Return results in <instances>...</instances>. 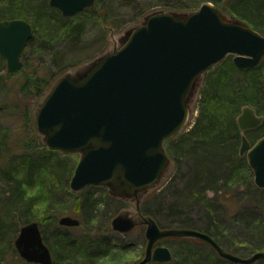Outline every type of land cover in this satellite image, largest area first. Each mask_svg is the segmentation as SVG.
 I'll return each instance as SVG.
<instances>
[{
  "label": "water",
  "instance_id": "water-1",
  "mask_svg": "<svg viewBox=\"0 0 264 264\" xmlns=\"http://www.w3.org/2000/svg\"><path fill=\"white\" fill-rule=\"evenodd\" d=\"M63 17L92 7L95 0H47ZM33 35L24 19L0 20V56L8 74L22 67V54ZM238 69L255 67L264 56V36L237 21H226L209 3L180 17L161 11L134 27L124 44L102 57L76 80L57 79L33 113L38 132L45 133L49 150L80 152L69 188L110 185L128 196L154 185L168 162L164 141L184 125L185 105L194 79L226 55ZM262 117L244 107L237 116L240 132L258 127ZM239 155L245 156L253 184L264 189V135L254 144L241 135ZM58 224L77 227L79 220L62 216ZM115 232L134 228L130 218L116 216ZM188 237L208 244L231 264L264 261V251L243 258L224 251L209 235L191 229L160 230L150 222L147 244L138 264L167 263L171 251L156 242ZM18 257L29 264H52L49 248L37 222L18 230L13 241Z\"/></svg>",
  "mask_w": 264,
  "mask_h": 264
},
{
  "label": "trees",
  "instance_id": "trees-1",
  "mask_svg": "<svg viewBox=\"0 0 264 264\" xmlns=\"http://www.w3.org/2000/svg\"><path fill=\"white\" fill-rule=\"evenodd\" d=\"M175 1L179 3L178 6L164 4V7L190 11L199 6V2L189 5L183 4V0ZM206 1L218 8L222 2L225 5L229 3L226 10L238 21L264 35V0ZM107 3L109 0H95L94 6L72 17H63L57 9L48 5L47 0H0V20L24 19L33 29V35L22 54L21 69L14 74H4L5 80L24 77L17 91L18 101L22 97L42 100L62 71L91 60L103 51L106 32L102 26L116 25V16L106 7ZM127 6H133V3L127 2L122 7ZM150 12V9H144L129 21H136ZM89 26L96 33L90 41H85L91 44L84 46L83 39ZM42 29L51 33L52 37L41 40ZM64 42L69 51L66 57L56 53L57 45ZM43 51L53 54V63L44 64L42 58H39V53ZM0 59L3 60L1 56ZM53 64L58 69H54ZM216 68L209 70L212 74L206 76L201 87L197 115L191 127L176 138L165 140V150L177 165L186 164L187 170L183 174V177H187L184 184L185 200L195 201L200 219L204 221V225L198 228L192 225V220L186 218L177 227L203 232L224 251L243 257L264 249L261 246L264 245V189L254 186L253 174L247 166L246 158L239 155L241 134L235 118L244 107L253 108L262 117V122L244 134L248 140L264 135V57L255 67L244 69L236 68L231 58L227 57ZM2 80L1 77L0 88L4 87ZM32 108L31 104L21 106L13 95H7L0 102V183L5 185L0 193V264H29L18 257L11 241L15 239L20 227L31 222L38 223L43 241L51 252L52 264H105L106 261L119 264L118 257L125 253L123 246H111L107 241L85 245L83 239L75 242L59 234H56V242H52L41 229V225L46 222L60 228L57 221L64 212L61 207L57 211L46 207L41 218L36 214L37 196L30 194V191L41 180L40 170L47 169V164L53 165L51 158L57 152L47 150L37 141L32 126ZM12 120L16 122L13 126L8 125L11 132L3 133L1 126ZM8 138L12 139L14 148L8 150L5 159L1 153L7 151ZM37 148L41 151L36 152ZM10 163H13L12 168ZM72 169H69V176ZM63 184L66 192L68 183L65 180ZM91 187L83 189L80 201L78 196L74 199V211L81 217L78 227L83 221L92 222L97 212L107 224L110 218L106 216L108 206H101L100 200L88 192ZM44 188L47 189L50 201L53 187L46 188L44 184ZM163 205L160 203L168 212L179 213L177 201ZM104 227L108 229V225ZM240 243L249 250L244 252L245 248L240 251V246L234 247L242 245ZM202 245L214 254L206 243L202 242ZM8 246L12 252L10 261L9 257L6 258ZM173 251L170 262L156 264H206L207 258L202 252ZM214 261L223 264L217 256ZM257 264H264V261H258Z\"/></svg>",
  "mask_w": 264,
  "mask_h": 264
},
{
  "label": "rangeland",
  "instance_id": "rangeland-1",
  "mask_svg": "<svg viewBox=\"0 0 264 264\" xmlns=\"http://www.w3.org/2000/svg\"><path fill=\"white\" fill-rule=\"evenodd\" d=\"M127 2L133 3L134 7L133 6L122 7V6H126ZM197 2H199L198 4L199 6L203 3H209L211 6L215 7L220 12L222 17L226 21H232V22L237 21V19L228 10H226L227 7L230 5L229 3L228 5H225L222 2L220 5L221 7L218 8L206 0L182 1L183 4L186 3L189 5L195 4ZM164 4H169L171 6L179 5V3L175 0H109V3L106 4V7L111 9V12H113L114 15L116 16L115 19L116 25L103 24L102 28H104L106 32L105 43L104 45H102L103 51L101 53H98L91 60H88L75 67H71L62 71L57 79L66 77L70 80H76L83 74L87 73L102 57L112 53L113 51L118 50L126 41L131 30L134 27H136L138 24L143 23L145 21V17L148 16L149 14L166 11V12H171L180 17H183L193 11V10L190 11L176 10V9H172L171 7L165 8ZM144 9H150L151 12L145 16L139 17L136 21H131V22L129 21L130 18H132L135 14H138L140 11ZM241 23L245 24L244 22ZM44 30L45 29L41 30V34H40L41 40L43 39L46 40L49 37H52L51 33L45 32ZM86 32L87 35L84 36L83 43L85 44L84 46H89L91 43L85 41H90L91 36H93L96 32L90 26L86 28ZM56 50H57L56 53L58 54L60 53L64 57L68 56L69 54L68 48L66 47V42L58 44ZM39 55H40L39 58H42L44 64L49 65V63L50 64L53 63L52 61L53 54L49 53L48 51H43L39 53ZM35 56L37 55L35 54ZM227 57L228 59L230 57L231 60L233 61L234 55L231 54L226 55L224 58ZM217 66L218 64H216L214 67L216 68ZM4 68H5L4 60L0 59V78L2 77L4 79L2 80V83H4V87L0 88V102L4 97H7V95L9 97L13 95L15 96L17 103H20L21 106L23 105L29 106V104H31V108L33 107L32 126L33 129L36 131L35 137L37 138L39 144H42L47 150H49L45 145L46 134L38 132L35 129L33 123V113L40 105L42 100L40 99L35 101L34 99L31 98L27 100L22 97L21 101H18L19 96H17L18 95L17 91L19 90L20 85L23 83L24 77L19 76L5 80L4 74L6 73V71ZM54 69H58L57 66L54 65ZM208 72L199 75L194 79V82L191 88L189 89L188 96L185 101V105L188 109L187 119L184 125L182 126V128L172 138H176L179 134L185 132L191 127L195 119V116L197 115V106H198V100L200 98L201 87L204 83L206 76L208 77L212 74L210 73V71ZM232 76L233 79L237 80L236 76L234 75ZM20 110L22 111V109ZM236 119L237 116L235 118V122ZM15 122H16L15 120H12L7 124L2 125L1 131L3 133L6 132L7 134L10 133L11 130L9 128L10 126L8 125L12 124L11 126H13ZM6 127L7 129L5 130ZM240 134L243 135L242 132H240ZM256 140L257 138H254L253 140L250 139L248 141L250 143H254V141ZM6 142H7V146H6L7 151L1 153V156L5 157V159L9 154L8 150L11 151L14 148L12 144V139L8 138L6 139ZM166 144L167 141L164 142V150L166 149ZM37 151L40 152L41 150L40 149L38 150L37 148L36 152ZM54 152L57 153H55V155L51 158L53 165L51 166L47 164L46 165L47 169L40 170L39 177H41V180L39 179L33 185V188L30 191V194H32L33 196H37L36 214L38 217L41 218L43 216V212H44L43 210H45L46 207L54 211H57V208L61 207V210H63L64 212L63 216H71L73 218L81 220L80 215L74 211V204H75L74 199L75 196H78L80 201V198L84 194L83 189L74 192L69 188L70 179L72 177L73 171L78 161L80 160L81 153L77 151L76 152L54 151ZM9 166L12 168L13 163H10ZM69 169H72L71 176H69ZM186 170H187L186 164L177 165V163L172 161V159H170L168 156V162L162 174L160 175L158 181L151 187L138 191L135 196H128L126 194H123L122 192L115 190L110 185H95L89 188L88 192L94 195L98 199V201L100 200L99 203L101 204V206H106V205L108 206V210H107L108 214L106 215L108 217L110 216L108 220V224L105 222V219H103V216L98 214L97 212L96 217H94L92 222L83 221L81 223V226L79 227L77 226V227L64 228L58 224L60 228H56L54 224L50 222H46L43 225H41V229L44 230V232L47 234V236L51 239L52 242H56L57 239L56 234H59V235L67 236L68 239H71L75 242L76 241L79 242L81 239H83L85 241L84 242L85 245H88L90 243L95 244V242L107 241L111 246H121V247L123 246L125 247V253H123V255L121 254L118 257L119 264H138V262L144 257V253H145V247L147 244V240L145 238V230L147 228L148 223L154 222L159 227L160 230L179 229L177 225L180 224V222H182L186 218L192 220L191 222L192 225H195L198 228L204 225L203 224L204 221L200 219L201 215L198 211L199 208H197L195 201L193 202L192 199L185 200L186 197L184 196V184L186 182L187 177H183V174H185ZM65 180L68 183V188L66 191L67 193L64 190V184H63ZM43 181L44 184L46 185V188L53 187L52 188L53 193L51 194L52 199L50 201H48L49 194L47 193V189L44 188ZM4 188L5 185L0 183V193ZM176 201H177V205H179L180 207L178 214H174L173 212H168L167 209H165L166 207L163 208L160 206V203L164 204L163 206H166L171 202L174 203ZM254 209L259 210V208L256 207H254ZM144 212L147 214H145ZM116 216L130 218L134 223V228L126 233H119L113 231L111 228V221ZM104 225H108L107 230H105ZM13 241L14 239H12L11 244L12 247L14 248ZM240 244L242 245H235L234 247L237 248L236 246H240L239 249L240 251L243 250V248H245L246 250L244 252H247L249 250L247 249V247H243L245 246L243 243ZM155 246L167 247L171 251V253H174L173 250L180 252H184L186 250L202 252L204 256H206L207 258L206 264H217L216 261H214L217 254L215 252L214 254H212L207 246L202 245V241L194 238L168 237L156 242ZM261 246L264 247L263 244H261ZM258 251H264V249L253 251L251 254ZM251 254H248L247 256H243V258L249 257ZM11 255L12 252L8 246L6 249V258L9 257L8 261L11 260L10 258ZM222 262L223 264H230L229 262L223 259ZM105 264H109V262L106 261ZM148 264H156V263L150 262ZM254 264H257V262H255Z\"/></svg>",
  "mask_w": 264,
  "mask_h": 264
},
{
  "label": "flooded vegetation",
  "instance_id": "flooded-vegetation-1",
  "mask_svg": "<svg viewBox=\"0 0 264 264\" xmlns=\"http://www.w3.org/2000/svg\"><path fill=\"white\" fill-rule=\"evenodd\" d=\"M254 129H255V128H254ZM247 131H248V130H247ZM245 132H246V131H245ZM258 139H259V138H258ZM258 139H257V140H258ZM257 140H256V141H257ZM256 141H254V143H255ZM254 143H251V145L254 144Z\"/></svg>",
  "mask_w": 264,
  "mask_h": 264
},
{
  "label": "bare ground",
  "instance_id": "bare-ground-1",
  "mask_svg": "<svg viewBox=\"0 0 264 264\" xmlns=\"http://www.w3.org/2000/svg\"><path fill=\"white\" fill-rule=\"evenodd\" d=\"M198 240V239H197ZM203 242V241H202ZM203 243H205V242H203ZM208 245V244H207ZM209 246V245H208ZM210 247V246H209ZM211 248V247H210ZM212 249V248H211Z\"/></svg>",
  "mask_w": 264,
  "mask_h": 264
}]
</instances>
